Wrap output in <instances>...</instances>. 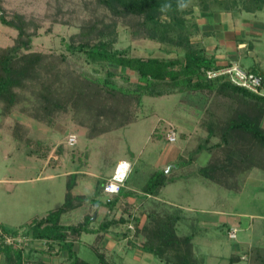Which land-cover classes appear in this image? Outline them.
<instances>
[{"label":"rangeland","instance_id":"rangeland-1","mask_svg":"<svg viewBox=\"0 0 264 264\" xmlns=\"http://www.w3.org/2000/svg\"><path fill=\"white\" fill-rule=\"evenodd\" d=\"M196 1L187 8L193 11V14L187 16L188 21L198 24L201 31L193 41L199 42L210 56H230L232 59L236 54V64L245 70L257 67L264 73V8L254 14L228 12L219 7L203 12ZM2 5L9 18L15 13H21L38 26L32 51L45 53L56 62L63 61V66L66 65L71 71L90 75H98L95 69L104 71L100 66L86 62L83 54H74L67 48L71 38L80 33L83 25H89L95 20H112L111 14L97 0H2ZM204 32L212 34L206 35ZM117 33L114 48L126 50L130 56L172 58L183 52L152 40L134 38L131 30L123 23L117 27ZM17 35L15 29L0 22V48L12 46ZM239 42H242V46ZM230 43L238 47L234 54L233 51L228 53L227 44ZM112 71L117 75L129 73L131 80L137 81L133 72H124L115 67H112ZM119 82L124 84L122 80ZM24 95L27 97L26 102L17 105L9 116L2 115L0 104V179H5L0 183V189L7 193L10 184L15 187L19 195L15 204L20 202L22 209L27 208L24 214L21 212V219L18 220L31 222L64 205L67 185L73 174L76 176L73 178L75 185L72 194L80 197L78 201L81 203L64 214L61 221L67 225H79L89 217L90 227L100 228L110 205L107 201L109 195L102 190L103 181L110 174L114 159L126 157L133 160V180L141 187L159 170L174 179L162 196L194 220V223L183 221L178 234H195L193 250L205 259V264H228L233 253H239L235 252V248L241 244L242 250L249 246L264 248V173L258 169H245L233 191L198 174L211 157L206 151L200 155L195 153L207 133L202 121L208 117L206 114L212 104L210 96L190 91L163 97L145 96L134 123L90 140L87 128L76 123L71 113L60 116L52 127L34 119L30 112L35 98L29 92ZM202 95L206 101H203ZM261 95H264V90ZM226 107H221L218 115L227 116ZM170 126L177 130L174 143L168 140ZM70 134L77 135L75 145L67 142ZM212 141L215 143L218 138ZM50 189L51 196L46 200L38 196L34 207L28 208L31 190L34 194ZM98 206L100 214L95 219ZM231 218L242 221V225L237 226L236 239H231L227 231ZM131 222L123 227L125 231L131 232L128 240L124 241L127 247L131 240H137L133 230L135 223ZM121 227L115 226L113 231H118V235L119 230L122 231ZM22 228L27 229V226ZM25 234H31L30 229ZM39 242L34 246L42 244V250L48 251L47 247L44 249L48 244ZM93 242V235L84 233L77 242L78 255L90 264H100L97 253L89 246ZM96 246L105 253L98 242ZM248 260L245 257L238 264H248ZM114 264L122 262L114 256ZM133 264L162 263L153 257L152 260Z\"/></svg>","mask_w":264,"mask_h":264},{"label":"trees","instance_id":"trees-1","mask_svg":"<svg viewBox=\"0 0 264 264\" xmlns=\"http://www.w3.org/2000/svg\"><path fill=\"white\" fill-rule=\"evenodd\" d=\"M194 1L191 0V3ZM165 2L168 0H97L111 14L112 20H95L89 25H83L80 33L74 35L67 46L72 53L83 54L86 62L104 70L95 69L98 75H90L71 71L66 65L63 66V61L56 62L45 53L32 51L38 26L21 13H15L9 18L0 0V22L18 32L12 46L0 48L2 115L9 116L17 105L26 102L24 94L29 92L35 98L30 112L34 119L52 127L60 116L71 113L76 123L87 128L88 139L93 140L134 123L145 96L163 97L188 91L205 94L212 98V104L206 114L208 117L202 121L206 136L195 153L200 155L206 151L211 157L198 174L233 191L245 169H258L264 173V95L222 79H208L206 70L229 66L232 62L218 64L217 59L208 55L199 42L193 41L201 31L198 24L188 21L187 16L193 14L192 9L177 11L176 0H170L172 11L164 14L160 12V6ZM196 2L203 12L219 7L228 12L254 14L264 8V0ZM120 23L128 26L134 38L152 40L183 52L172 58L130 56L128 51L114 48ZM112 67L133 72L137 81L133 82L129 73L117 75ZM248 71L262 76L261 89L264 90L263 71L257 67ZM119 80L124 84H120ZM203 99L206 101L205 97ZM223 99L225 101L222 104ZM225 105L228 115H218V110ZM215 138L218 141L212 143ZM75 176L72 174L68 182L64 205L49 211L42 218L34 219L26 226L33 239L46 241L53 248L59 245L60 250L67 253L62 264H90L78 255L76 243L80 237L84 233H107L115 226L128 224L129 220L106 219L95 231L90 228L89 217L79 225L62 224V215L81 203L78 201L80 197L72 194ZM173 182L170 174L159 170L142 187L143 192L159 196ZM117 199L118 196L109 202V208L115 206ZM154 203L144 223L142 217L131 219L135 223L133 230L136 238L141 240L142 250L165 264H205V260L197 257L193 250L195 234H178L179 224L185 221V212L179 207L165 206L160 201ZM231 230L228 229V233ZM101 238L98 237V241ZM92 248L100 264H110L96 245ZM0 251H6L9 255L13 251L16 260H22L20 264L30 253L10 247ZM247 254L248 264H264L263 247L255 246ZM241 261V255L233 254L230 257V264Z\"/></svg>","mask_w":264,"mask_h":264},{"label":"crops","instance_id":"crops-1","mask_svg":"<svg viewBox=\"0 0 264 264\" xmlns=\"http://www.w3.org/2000/svg\"><path fill=\"white\" fill-rule=\"evenodd\" d=\"M239 43H240V45L242 44V42H239ZM225 45L226 44H224V46ZM227 45L229 47L228 53L233 51L232 54H234L238 49V47L236 48V45H233L231 43L227 44ZM215 48L217 49V46ZM239 48H240V46H239ZM214 57L217 59L218 64H223V65L227 64L229 62L236 63L235 61L237 58L236 54H234V57L232 59L230 58V56L218 58V56L214 55ZM123 161L129 162L131 164L132 171L130 173L128 180L126 181L124 188L122 189L123 194H121V195L119 194L120 196L117 195L118 199H117L115 206H113L112 208L106 209V215H104L103 220H106V219H117L118 220L121 218H125V219H127V221L129 220L128 221V224H129V222H131V219H133L135 217H142V223H144L147 220L148 210L152 207L153 204H155L154 201H156V202L160 201L162 204L163 203L164 204H170V206L177 207V205L175 206L174 203H171L168 200H166V198H163L162 195L165 193L166 188H164L161 191L159 196H153L151 194L144 193L143 188L141 186L135 184V182L133 180V175L135 174V164H134L133 160H129L126 157H120V158L114 159L113 163L111 164L112 170H111L110 174L104 179L103 183L114 174L117 165ZM4 180L5 179H0V183H3ZM7 181L12 182V180H9V179ZM102 190H103V188H102ZM30 194H31V195H29V198H30L29 204L30 205L28 206V208L30 206L34 207L36 200L38 199V196H41V198L43 200H46L47 197L51 196L52 190L50 189V191H46V192H44V191L38 192L37 191L34 194H33V191L31 190ZM17 196H19V195L16 192L15 187H13V184L9 185V190L7 191V193H5L4 191H2L0 189V225L7 227V228L9 227L11 229H23L22 227H25L29 223L26 220H18V219H21V218H19V216L21 217L22 216L21 214L22 213L24 214V210L27 208L22 209V207L19 205L20 202H17V205L15 204ZM32 196H33V198H32ZM117 196H115V198ZM152 199H154V200H152ZM97 208H99V206ZM67 213H69V212H67ZM99 214H100V208L97 209V216L95 217V219L98 218ZM63 215H62V217H63ZM62 217H61V220H62ZM187 220H189V222H191V223H194V220H192V218L188 217V215L186 214L185 215V221H187ZM23 221H25V222H23ZM229 222H230V226H228L229 224L227 225L229 227L228 228L229 230L233 229L237 226L240 227L242 225V221L240 219H237V218H234V219L231 218ZM24 223H26V224L24 225ZM61 223H62V221H61ZM62 224H64V223H62ZM128 224H126V225H128ZM180 224H179V226H180ZM64 225H67V224H64ZM126 225H124V224L122 225V227H121L122 231L119 230L118 235H117L118 231L114 232L113 228H111L107 233H104V234L103 233H87V234L93 235V241H94L89 246L92 247L93 245H96V243L98 242L100 247L102 248V250H104V252H105L104 255L106 256V258L108 259L110 264H114V256H115V258H117V260L121 261L122 264H133L134 262L143 263L149 259L152 260L154 256L152 254L144 252L142 250L141 240L136 238L135 234H134V237L137 240L136 241L131 240L129 242L128 247L125 245L124 241L128 240L127 237L131 233V232L124 230L123 227H125ZM91 229L94 231L97 230L94 228H91ZM123 230L125 232H123ZM119 234H122V235H119ZM82 236L80 237L79 240L82 239ZM100 236H102V238L100 239V241H98V237H100ZM122 239H124V240H122ZM194 240H193V245H194V250H195ZM37 243H41V242H37ZM43 243H45V242H43ZM45 244H48V243H45ZM35 245H36V243H35ZM242 245L243 244L237 246V248H235V252H239L236 254L241 255L242 260H244L245 257L246 258L248 257L247 252H249V250L255 246H249L250 248L244 247L246 249L242 250V248H243ZM41 246H42V244H41ZM41 246L39 245V247H37V246H34L32 244V246L27 249V252L30 251L27 259L24 257L22 263L23 264H62L63 262H65V260L67 258V253L65 251H61L59 245H55L54 248L50 247L49 245L44 246V249H46L45 247H47L48 251L42 250ZM76 246H77V243H76ZM27 252H26V255H27ZM52 253H54V254L52 255ZM1 254L2 255L0 256V258H1L2 264H20L22 261V260L21 261L16 260V256H15L13 251H12V253H10V255L6 251L5 252L1 251ZM146 254H148V255H146ZM195 254H196V251H195ZM196 256L200 257L197 254H196ZM154 258L157 259L156 257H154ZM131 260H133V261H131ZM157 260L160 263L165 264L162 261H160L159 259H157ZM131 262H133V263H131ZM228 264H230V258H229Z\"/></svg>","mask_w":264,"mask_h":264},{"label":"built area","instance_id":"built-area-1","mask_svg":"<svg viewBox=\"0 0 264 264\" xmlns=\"http://www.w3.org/2000/svg\"><path fill=\"white\" fill-rule=\"evenodd\" d=\"M205 75L208 79H222L260 95L263 91L261 89L263 84L262 76L245 70L236 63H232L229 66H224L219 69L206 70ZM176 139L177 130L173 126H170L168 140L169 142L174 143L176 142ZM67 142L69 145H75L77 143V135L70 134ZM131 171L132 168L129 162H120L117 165L114 174L105 181L103 191L109 195L107 199L108 203L111 202L115 196L120 194L130 176ZM26 231L27 229L10 230L0 225V249L10 247L15 250L26 251L32 246V244L34 245L39 242L33 239L31 234H25ZM237 232L238 228H233L229 233V237L231 239H236ZM43 242L47 243L46 241Z\"/></svg>","mask_w":264,"mask_h":264},{"label":"clouds","instance_id":"clouds-1","mask_svg":"<svg viewBox=\"0 0 264 264\" xmlns=\"http://www.w3.org/2000/svg\"><path fill=\"white\" fill-rule=\"evenodd\" d=\"M190 4L191 0H176V10L184 11L190 6ZM170 11H172V3L168 0V2H165L160 6V12L167 14Z\"/></svg>","mask_w":264,"mask_h":264},{"label":"water","instance_id":"water-1","mask_svg":"<svg viewBox=\"0 0 264 264\" xmlns=\"http://www.w3.org/2000/svg\"><path fill=\"white\" fill-rule=\"evenodd\" d=\"M167 173H168V171H167Z\"/></svg>","mask_w":264,"mask_h":264}]
</instances>
